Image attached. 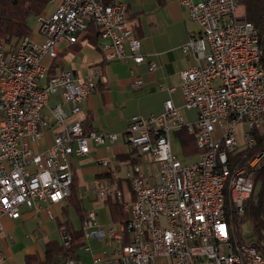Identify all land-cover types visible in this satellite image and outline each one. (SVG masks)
Here are the masks:
<instances>
[{
	"label": "built area",
	"instance_id": "2783aa9c",
	"mask_svg": "<svg viewBox=\"0 0 264 264\" xmlns=\"http://www.w3.org/2000/svg\"><path fill=\"white\" fill-rule=\"evenodd\" d=\"M179 4L200 29L181 46L194 64L178 72L183 107L195 109L196 118L186 121L171 99L164 101L160 113L129 118L124 138L137 155L149 158L144 168L133 163L126 172L130 199L117 182L94 181L95 195L116 200L127 220L100 223L94 209L85 212V243L97 239L106 247L92 253L90 246H82L91 252L92 264H157L159 259H171L170 264H235L222 229V174L231 154L254 143L252 130L264 128V67L257 62V29L241 14L238 0ZM36 22L32 35L0 48V231L2 218H19L22 207L37 210L42 202L64 201L71 193V158L89 153L91 144L118 138L87 129L80 120L66 122L81 111L96 82L64 69L48 76L43 58L55 59L60 42L75 43L92 23L98 28L97 47L104 62L144 60L123 0H58ZM141 83L135 79L132 87ZM54 94L60 100L49 108V121L42 109ZM50 128L55 129L52 141L41 149L40 140ZM181 128L194 134L200 150L189 163L171 145V135ZM263 158L264 150L238 168L232 189L237 217L254 189L251 168ZM150 163L157 167V180L151 183ZM46 213L54 217L49 208ZM241 241L246 258L264 264V230L256 243ZM64 264L77 263L70 258Z\"/></svg>",
	"mask_w": 264,
	"mask_h": 264
},
{
	"label": "crops",
	"instance_id": "0c3cea01",
	"mask_svg": "<svg viewBox=\"0 0 264 264\" xmlns=\"http://www.w3.org/2000/svg\"><path fill=\"white\" fill-rule=\"evenodd\" d=\"M57 1L54 0V3ZM123 1L127 6V17L133 23L141 42V52L144 54L143 62L140 64H134L130 60L104 62L99 48L86 40L81 41L77 47L62 41L58 44V46L61 44L62 46L60 48L57 46V56L54 60L48 56L43 58V63L48 65L50 73L64 69L82 77L90 76L96 82V90L86 99L81 111L76 115H69L66 122L80 120L87 129L118 135L114 142H106L101 145L91 144L89 153L71 158L78 198L81 201L87 198L96 205L94 210H104L105 208L108 210L102 199L95 195L93 183L96 179L117 182L126 199L133 197L130 183L126 179V172L131 165L126 156L132 152V149L124 138L129 118L132 115L160 113L163 110L164 101L171 99L186 121L191 122L196 118L195 109L183 107V98L178 88V72L194 64L192 55L184 53L181 46L191 35L199 33V26L189 18L186 9L179 4V0ZM51 9L52 6L45 11ZM240 12L244 14L242 6ZM52 63L54 66H51ZM150 63H154L155 68L150 69ZM135 79L142 81L137 88L132 87ZM171 87H174V91L169 90ZM59 100L58 94L51 95L47 107L42 109V113L49 121L52 120L49 108ZM54 133V128L44 132L39 143L41 149L51 143ZM173 135L176 137L175 133ZM137 157L139 159L137 163H141V167L144 168L143 162L149 157L147 155H138ZM104 159L107 160L106 165L102 164ZM123 168H125V172L121 175L120 170ZM150 172L152 177L149 178V182L151 183L157 180V167L152 169L151 163ZM108 175L113 180H109ZM65 204V200L56 204L42 202L37 210L22 207L17 219L3 217V228L0 231V245L3 254L1 253L0 264H3L4 256L8 255L10 251L1 238L4 235L11 238L8 231L13 227H19L34 220L35 226L42 230L44 245L48 240H55L49 236L48 223L54 220L58 227V223L65 218L63 213ZM46 208L52 211L53 218L47 215ZM107 214H102L100 223L111 222L107 221L106 217V219L104 218ZM22 248L26 254H37L33 245L22 246ZM43 249L38 254L41 257Z\"/></svg>",
	"mask_w": 264,
	"mask_h": 264
},
{
	"label": "trees",
	"instance_id": "16d2710c",
	"mask_svg": "<svg viewBox=\"0 0 264 264\" xmlns=\"http://www.w3.org/2000/svg\"><path fill=\"white\" fill-rule=\"evenodd\" d=\"M243 8L244 16L251 21L257 29L259 43L263 48L261 61L264 67V0H238ZM50 0H0V46L13 45L20 41L23 37L32 35L33 31L29 25V18L36 17L50 7ZM129 25L133 31V35L138 38L133 23L129 20ZM98 28L92 23L81 33L78 40L73 43L76 47L81 41H89L97 46ZM54 60V59H53ZM55 63V61H53ZM52 63L51 66H54ZM52 72V71H51ZM53 73L48 72V76ZM97 87V86H96ZM254 135V143L243 149L237 150L230 155L231 163L237 166L244 165L247 161L254 158L262 150H264V128L252 130ZM175 135L179 141L182 152L185 156L197 155L200 150L195 143L193 133H188L186 129L181 128L175 131ZM138 155L132 150L126 157L129 163H137ZM73 169V168H72ZM254 189L250 197L244 202V213L237 217L233 209L230 208L229 197L226 195V218L231 230V237L236 230L239 232L240 223L245 221L249 224L252 231L248 240L249 243L260 241L264 230V158L251 168ZM109 180L113 178L108 175ZM120 182V180H118ZM108 207V215L111 222L126 223L127 214L122 206L111 197L101 198ZM63 213L65 218L58 223L61 229L63 242L57 240H48L43 249L42 257L38 254H26V264H64L67 259H74L77 264H81L79 249L85 244L82 231V222L85 217V208L82 201L78 198L77 184L75 174L73 172L71 193L65 199ZM74 210L79 218V226H75L68 216V209ZM236 224H235V223ZM241 239V238H240ZM242 240H244L242 238ZM67 242V243H65Z\"/></svg>",
	"mask_w": 264,
	"mask_h": 264
},
{
	"label": "rangeland",
	"instance_id": "374dc122",
	"mask_svg": "<svg viewBox=\"0 0 264 264\" xmlns=\"http://www.w3.org/2000/svg\"><path fill=\"white\" fill-rule=\"evenodd\" d=\"M55 3H51L50 5L53 6ZM49 9V8H48ZM29 25L33 30L36 29L37 26V22H36V17H30L29 18ZM62 46L59 45L58 48H60ZM171 145H172V149L174 151L175 154H177V156L179 157V159L182 162H192L197 158V155H188L185 156L182 152L181 146L178 142V140L176 139V137L172 134L171 135ZM151 168L155 169L156 168V164L151 163ZM125 172V168L120 170V174L123 175ZM83 207L85 208V210H89V209H93L95 208L96 205L92 204V202H90L87 198H84L82 201ZM95 212L97 213V219L98 221L102 220V214L108 213L107 208H105L104 210H97L95 209ZM68 216L71 219L72 223L75 226H79V218L78 215L74 212V210L70 209L68 210ZM107 218V221H110V218H108V214L104 216V218ZM105 218V219H106ZM105 219H103L105 221ZM36 223L34 220H30L26 223H24L23 225L19 226V227H13L12 229H10L8 231V235L11 236V238L9 236L4 235L1 239L3 240V242L6 244V246L9 247V253L8 255L4 256V262L3 264H26L25 262V254L26 252L24 251L23 247H26L28 245H33L34 249L36 250L37 254H40L43 246H44V241H43V237H42V230L35 226ZM49 226V230H50V238L57 240L59 243L63 242V237H62V232L61 230L57 227L56 222L54 220H52L50 223H48ZM252 231L250 229V226L247 222L243 221L240 223V234L239 232H237L236 230L233 233V237L237 240H239L240 238H243L244 240H248V238L250 237ZM87 246L91 247V252L92 253H96L99 251H102L105 247L104 245V241H99L97 239H91L88 240L85 243ZM21 245V247H20ZM40 250V251H39ZM0 251L2 252V248L0 245ZM91 252H86L85 250H83V248L81 247L79 249V256L81 258V262L82 264H92V257H91ZM171 263V259H159L157 260V264H170ZM247 264H253V263H247Z\"/></svg>",
	"mask_w": 264,
	"mask_h": 264
},
{
	"label": "bare ground",
	"instance_id": "6f19581e",
	"mask_svg": "<svg viewBox=\"0 0 264 264\" xmlns=\"http://www.w3.org/2000/svg\"><path fill=\"white\" fill-rule=\"evenodd\" d=\"M256 46L258 47V52H257L258 65L263 66V63L261 61L262 54H263V48L259 43L258 32L256 35ZM2 93H3V85H0V96H2ZM251 160H253V158L250 159L249 161ZM232 163L231 161L227 163V167H225V171L222 174V185H221V204H222V211H223L222 229L225 232L226 239L228 240V246L231 251V254L235 256V264H247V263H251L250 258H246V251L244 249L241 239L237 240L231 237V234H230L231 230H230V226L228 225V221H227L226 213H225L226 212V208H225L226 195H228L229 197L230 208L233 209L232 189L234 185V179L238 175V168H241L244 166V165L237 166V164L235 165Z\"/></svg>",
	"mask_w": 264,
	"mask_h": 264
}]
</instances>
